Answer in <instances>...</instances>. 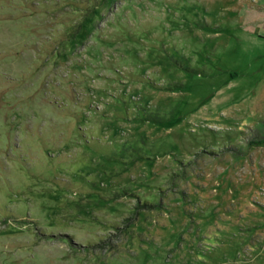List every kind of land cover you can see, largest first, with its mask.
<instances>
[{
	"label": "rangeland",
	"instance_id": "rangeland-1",
	"mask_svg": "<svg viewBox=\"0 0 264 264\" xmlns=\"http://www.w3.org/2000/svg\"><path fill=\"white\" fill-rule=\"evenodd\" d=\"M0 264H264V0H0Z\"/></svg>",
	"mask_w": 264,
	"mask_h": 264
}]
</instances>
